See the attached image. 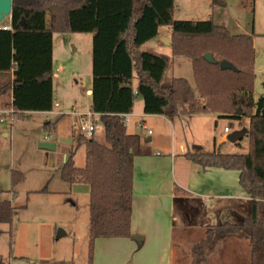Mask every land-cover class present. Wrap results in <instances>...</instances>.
Instances as JSON below:
<instances>
[{
    "label": "trees",
    "instance_id": "1",
    "mask_svg": "<svg viewBox=\"0 0 264 264\" xmlns=\"http://www.w3.org/2000/svg\"><path fill=\"white\" fill-rule=\"evenodd\" d=\"M173 13L174 0H11L9 21L0 25L8 27L0 29V99L11 97L7 109L16 120L51 111L53 34H92L89 109L98 116L104 143L79 135L76 148L84 146V166L76 167L70 152L59 172L69 186H88L86 264L93 263L96 239L131 237L133 161L148 152L137 135L127 134L123 116L138 98L143 114L169 120L199 114L248 118L246 153L184 155L203 170L237 171L250 198L248 218L206 227L190 255L191 264H204L211 249L236 238L247 241L249 264H264V97L253 98V38L232 35L211 19L175 21ZM159 28L170 30L171 55L190 60L197 96L187 80L165 79L170 57L141 50ZM206 53L214 63L204 59ZM221 61L235 70H221ZM22 180L21 173L10 171L12 188ZM39 192L47 193V186ZM14 214L10 201H0V224L11 225Z\"/></svg>",
    "mask_w": 264,
    "mask_h": 264
},
{
    "label": "rangeland",
    "instance_id": "2",
    "mask_svg": "<svg viewBox=\"0 0 264 264\" xmlns=\"http://www.w3.org/2000/svg\"><path fill=\"white\" fill-rule=\"evenodd\" d=\"M212 1L174 0L173 18L175 21L193 22L211 19L232 35H250L254 50L253 98L264 97V0H218L217 4ZM8 21L6 18L3 23ZM166 30L169 31H162ZM91 41L90 33L53 34L52 97L54 92V102L61 106L63 116L36 113L30 118L0 123V200L10 198L13 190L11 202L15 208L11 225L0 224V264H86L88 196L71 195L66 200L69 185L61 181L59 172L70 152H74V165L78 168L84 166V146L76 148L80 120L69 112L73 109L83 113L89 108L87 91L92 78ZM165 49L162 45L161 48L156 46L155 41L141 47L142 51L154 54ZM167 54L170 64L165 79L187 80L197 96L190 60ZM138 101L141 99L135 101L136 107ZM3 116L5 118L6 115ZM218 118L217 132L222 133L223 128L232 132L248 129V118ZM48 123H54L50 130L46 128ZM2 131H7L8 137L4 138ZM94 138L104 143L100 124L95 129ZM41 143L55 146L54 149H47L40 147ZM240 143L245 148L242 153H246V135ZM231 148L235 154L241 153L238 147ZM11 169L23 175L22 182L13 188L10 184ZM46 186L49 193H40ZM247 247L242 244L238 250L233 249L230 260H248ZM218 251L215 249L212 252L209 263L227 264L225 262L229 258H218Z\"/></svg>",
    "mask_w": 264,
    "mask_h": 264
},
{
    "label": "crops",
    "instance_id": "3",
    "mask_svg": "<svg viewBox=\"0 0 264 264\" xmlns=\"http://www.w3.org/2000/svg\"><path fill=\"white\" fill-rule=\"evenodd\" d=\"M163 29L168 28H159L157 38L151 41H155V45L160 48L161 45L166 48L156 54L169 57L170 30ZM165 40L169 44L164 43ZM53 63L52 43V66ZM91 84L87 91L89 106ZM136 85L137 80L134 78L132 87ZM9 103L11 97L0 99V112L7 110ZM54 104L58 103L54 102L53 92ZM58 106L57 111L63 112ZM142 107V100L138 101L137 107L134 102L126 123L127 134L137 135L140 145L148 152L136 156L133 161L130 232L131 237L141 240L136 242L131 237L96 239L92 264H191V248L202 240L206 227L225 223L237 225L250 215V198L239 185L237 171L217 168L203 170L184 156L187 153L212 152L235 154L231 146L238 147L241 151L239 154H244L242 151L245 148L240 141L246 134L240 141L229 143L227 137L240 130L232 132L228 128L227 133L223 130L222 133L217 132L220 116L216 114L181 116L169 120L160 115H145ZM36 113L50 115L49 112H31L26 113V117L30 118ZM95 118L98 120V117ZM54 123H51V128ZM140 127H144V133H141ZM147 131L151 133L147 134ZM1 135L8 137L7 131H2ZM10 194V198L4 200L10 201L12 205L13 190ZM65 194L68 195L66 200L73 195L88 196V186L73 184ZM242 244L248 248L246 240L226 239L214 247L204 264H211L210 258L215 249H221L218 258L226 259L233 249L238 250ZM236 259L229 258L225 263L249 264V258Z\"/></svg>",
    "mask_w": 264,
    "mask_h": 264
},
{
    "label": "built area",
    "instance_id": "4",
    "mask_svg": "<svg viewBox=\"0 0 264 264\" xmlns=\"http://www.w3.org/2000/svg\"><path fill=\"white\" fill-rule=\"evenodd\" d=\"M4 30H8V27H4ZM54 108H59L58 104H54L53 105ZM12 110H5L3 112H0V123H2L4 120H9L11 122H13L14 120H16L15 118H13L11 116ZM57 113L58 115L62 116L64 113L61 111H57L54 112L53 109H51V111H49L50 115H53ZM71 115H75L79 117V130H80V135L86 139H90L94 136L95 134V129L96 127L100 124L99 121L95 118L98 117L96 114H93L90 109H86L85 112L83 113H77L75 112L73 109H71V111L69 112ZM3 115H6L5 118ZM128 118L129 115H124L123 119H124V123L126 124L128 122ZM141 133H144V127H140L139 128ZM223 132L227 133L228 132V128H224ZM150 131H147V134H150Z\"/></svg>",
    "mask_w": 264,
    "mask_h": 264
},
{
    "label": "water",
    "instance_id": "5",
    "mask_svg": "<svg viewBox=\"0 0 264 264\" xmlns=\"http://www.w3.org/2000/svg\"><path fill=\"white\" fill-rule=\"evenodd\" d=\"M10 14H11V0H0V25L5 18L10 17ZM4 27H6V25L0 26V29L4 30ZM164 43L169 44V41L165 40ZM203 57L207 62L214 63V60L210 53L204 54ZM219 68L221 70H226V69L233 71L235 70L233 66H231L229 63L225 61H221L219 63ZM237 114L240 115V111H238ZM245 134H246L245 132H234L227 137V141L229 143H235L236 141H240ZM39 146L47 149H54L53 144L42 143ZM131 238L136 242H139L141 240L139 239V237H131Z\"/></svg>",
    "mask_w": 264,
    "mask_h": 264
}]
</instances>
